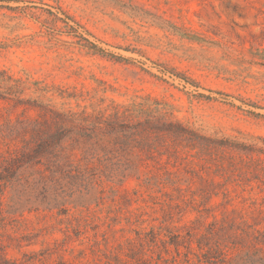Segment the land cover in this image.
I'll list each match as a JSON object with an SVG mask.
<instances>
[{
	"label": "rangeland",
	"instance_id": "obj_1",
	"mask_svg": "<svg viewBox=\"0 0 264 264\" xmlns=\"http://www.w3.org/2000/svg\"><path fill=\"white\" fill-rule=\"evenodd\" d=\"M8 75L33 100L54 88L57 107L151 95L242 150L225 171L155 161L150 183L104 179L87 197L0 187V264H213L264 230V0H0V121L36 116L4 94Z\"/></svg>",
	"mask_w": 264,
	"mask_h": 264
},
{
	"label": "trees",
	"instance_id": "obj_2",
	"mask_svg": "<svg viewBox=\"0 0 264 264\" xmlns=\"http://www.w3.org/2000/svg\"><path fill=\"white\" fill-rule=\"evenodd\" d=\"M85 40L92 51L105 53ZM12 78L6 76L5 81L14 84L6 86L4 94L38 113L34 117L9 115L0 121V187H53L56 199L87 197L93 187H106L104 179L122 185L130 177L147 176L150 183L151 162L155 161H166L164 173L170 175L180 165L225 171L234 163L232 151L242 150L233 141L201 134L184 124L175 117L170 103L151 95L137 96L131 102L110 100L104 107L88 111L52 105L56 91L48 85L33 91L47 102L24 97V90L29 89L25 81ZM61 91L58 96L62 99L76 96ZM178 182L173 179L171 184ZM260 211L264 214V209ZM153 234L161 236L160 232ZM169 238L178 249L180 233L170 231ZM252 240V246L245 249L232 244L233 254L219 244L218 254L207 261L264 264V230L255 229Z\"/></svg>",
	"mask_w": 264,
	"mask_h": 264
}]
</instances>
